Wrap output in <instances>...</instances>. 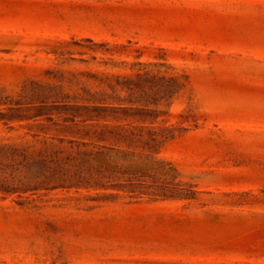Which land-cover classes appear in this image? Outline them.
I'll return each instance as SVG.
<instances>
[{"label":"rangeland","instance_id":"1","mask_svg":"<svg viewBox=\"0 0 264 264\" xmlns=\"http://www.w3.org/2000/svg\"><path fill=\"white\" fill-rule=\"evenodd\" d=\"M146 73L184 84L151 107L174 139L117 187L19 191L14 150L78 157ZM0 264H264V0H0Z\"/></svg>","mask_w":264,"mask_h":264},{"label":"trees","instance_id":"2","mask_svg":"<svg viewBox=\"0 0 264 264\" xmlns=\"http://www.w3.org/2000/svg\"><path fill=\"white\" fill-rule=\"evenodd\" d=\"M149 75L150 73H146L138 75L136 80H128L125 84L128 95L123 99L116 97V104L84 108L86 114H81L80 117L85 119L84 122H96V125L86 126L89 130L84 134V138L87 137L89 142H70L72 146L79 149L78 157L68 155L63 158V149L56 151L46 149L37 154L30 152L29 148L14 150L13 155L21 159L16 169L24 167L39 180L35 186H25L19 191L56 189L66 185L117 187L112 183L121 172L118 166V158L121 155L127 157L135 156L138 152L139 154L158 152L161 146L174 139L178 131L176 128L165 127L157 131L153 126L158 115L154 116L156 111L151 107L160 106L167 95L174 96L184 87V84L177 78H170L162 86L148 87L155 80ZM76 117L79 116H72L65 122L73 123ZM49 121L53 119L49 118ZM103 121L106 123H101ZM109 121L111 123H108ZM135 123L141 125L137 126ZM179 131L186 130L181 128ZM60 143H64V139H60ZM82 148L87 150L81 151ZM67 163H75L78 166L73 176H68L70 170L65 168ZM127 168L128 171L133 169L132 166ZM7 191L17 192L18 190Z\"/></svg>","mask_w":264,"mask_h":264}]
</instances>
